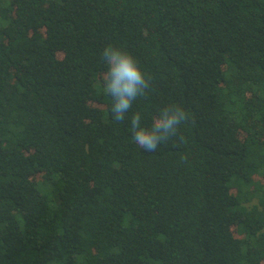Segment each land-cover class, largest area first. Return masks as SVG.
I'll return each instance as SVG.
<instances>
[{"label":"trees","instance_id":"16d2710c","mask_svg":"<svg viewBox=\"0 0 264 264\" xmlns=\"http://www.w3.org/2000/svg\"><path fill=\"white\" fill-rule=\"evenodd\" d=\"M110 46L150 79L123 121ZM0 264H264V0H0Z\"/></svg>","mask_w":264,"mask_h":264},{"label":"clouds","instance_id":"9594fccd","mask_svg":"<svg viewBox=\"0 0 264 264\" xmlns=\"http://www.w3.org/2000/svg\"><path fill=\"white\" fill-rule=\"evenodd\" d=\"M108 66L104 74V92L112 98L111 111L115 121H123L132 103L150 87L138 61L130 53L108 47L103 53ZM186 120L184 110L179 106L163 109L150 130L141 127L139 114L132 119L133 140L147 152L155 151L169 137L176 134Z\"/></svg>","mask_w":264,"mask_h":264}]
</instances>
